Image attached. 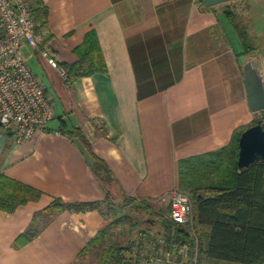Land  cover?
I'll return each mask as SVG.
<instances>
[{"label":"crops","instance_id":"obj_1","mask_svg":"<svg viewBox=\"0 0 264 264\" xmlns=\"http://www.w3.org/2000/svg\"><path fill=\"white\" fill-rule=\"evenodd\" d=\"M29 1L47 10L39 46L61 67L78 61L74 49L90 31L106 67L70 82L31 47L36 62L25 60L54 117L44 133L21 141L0 127V172L42 192L14 213L0 209V264H75L109 224L97 209L64 210L23 247L13 243L54 197L102 201L108 191L114 200L157 201L174 189L189 196L180 189V161L219 150L262 115L249 107L244 68L255 62L264 82V0H233L255 41L249 52L225 13L229 1ZM61 128H79L107 164L105 187L81 142Z\"/></svg>","mask_w":264,"mask_h":264},{"label":"trees","instance_id":"obj_2","mask_svg":"<svg viewBox=\"0 0 264 264\" xmlns=\"http://www.w3.org/2000/svg\"><path fill=\"white\" fill-rule=\"evenodd\" d=\"M31 10L40 25V31L46 25L47 10L42 6ZM225 13L235 27L245 52L255 48L254 40L247 26L239 21L238 14L228 7ZM74 52L79 56L76 63L61 64L67 71V81L72 82L78 77L105 70L104 58L94 31L86 35L84 42L75 47ZM261 112L264 127V110ZM256 121L254 119L252 124ZM61 130L81 142L91 168L105 187L111 172L107 164L92 152L89 140L79 128ZM242 131L243 128L237 129L229 143L217 151L180 161V189L189 194L192 202L190 222L184 224L170 219L147 199L136 201V197H126L138 212L154 211L161 216L163 229L154 233L155 239L164 235L169 246L188 244L196 248L195 264H264V160L255 161L245 168L238 167L239 137ZM41 195L39 189L0 172L1 210L14 213L20 206L37 201ZM104 204H114L108 191L102 201L67 202L54 197L48 205L34 213L29 227L18 235L13 246L23 247L64 210L79 212L97 209L107 218ZM120 219L118 222L126 218ZM116 223L114 219L96 233L78 253L76 261L85 253L93 252L100 264H139L138 260H127L124 252L130 250L129 247L122 246L115 239L112 229Z\"/></svg>","mask_w":264,"mask_h":264},{"label":"built area","instance_id":"obj_3","mask_svg":"<svg viewBox=\"0 0 264 264\" xmlns=\"http://www.w3.org/2000/svg\"><path fill=\"white\" fill-rule=\"evenodd\" d=\"M29 0H0V126L11 129L17 141L44 133L54 117L53 103L21 50L37 48L47 62L67 77L66 70L41 47V32ZM192 202L181 190L170 195V218L190 222Z\"/></svg>","mask_w":264,"mask_h":264},{"label":"rangeland","instance_id":"obj_4","mask_svg":"<svg viewBox=\"0 0 264 264\" xmlns=\"http://www.w3.org/2000/svg\"><path fill=\"white\" fill-rule=\"evenodd\" d=\"M241 6L233 0L224 4L225 10L227 7L233 9L238 14L239 21L245 24L241 18L244 13L239 10ZM247 29L251 35L248 26ZM236 35L238 36L237 33ZM21 52L30 64H35V52L32 51L29 45H23ZM112 201L114 204L111 206L104 204L103 210L106 212L109 223L114 219L117 220L112 231L119 244L129 247L130 250L124 252L127 255V260L132 262L138 260L139 264H186L187 262L195 264L197 259L196 248H192L188 244L181 247L178 245L169 246L164 235L154 238V233L163 229L159 214L154 211L138 212L133 205L128 203L127 199L123 200L115 197V200L112 199ZM148 202L154 203L157 210L170 218V197H162L157 201L148 200ZM120 217L126 219L118 222L121 220ZM75 264H100V262L99 258L93 252H90L85 253Z\"/></svg>","mask_w":264,"mask_h":264},{"label":"water","instance_id":"obj_5","mask_svg":"<svg viewBox=\"0 0 264 264\" xmlns=\"http://www.w3.org/2000/svg\"><path fill=\"white\" fill-rule=\"evenodd\" d=\"M227 1L230 0H203L206 6ZM244 78L250 109L254 112L263 111L264 82L255 62H247L244 68ZM8 131L13 133L11 129H8ZM259 160H264V127L261 118H258L255 124L250 125L242 131L239 137L237 165L239 168H245Z\"/></svg>","mask_w":264,"mask_h":264}]
</instances>
